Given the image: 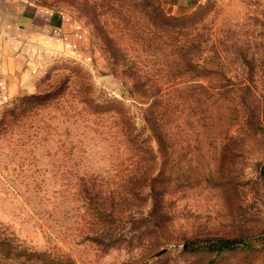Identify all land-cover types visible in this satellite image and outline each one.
<instances>
[{
	"label": "rangeland",
	"instance_id": "obj_1",
	"mask_svg": "<svg viewBox=\"0 0 264 264\" xmlns=\"http://www.w3.org/2000/svg\"><path fill=\"white\" fill-rule=\"evenodd\" d=\"M184 15L217 76L222 131L215 138L174 103L163 156L144 101L76 7L0 0V120L22 97L66 89L0 134V264H264V0H201ZM87 100L123 108L152 154ZM161 169L169 221L154 228L139 180ZM217 239L242 244L215 254Z\"/></svg>",
	"mask_w": 264,
	"mask_h": 264
},
{
	"label": "trees",
	"instance_id": "obj_2",
	"mask_svg": "<svg viewBox=\"0 0 264 264\" xmlns=\"http://www.w3.org/2000/svg\"><path fill=\"white\" fill-rule=\"evenodd\" d=\"M37 1L45 6L67 4L76 7L92 23L112 69L120 68L119 73L130 81L129 94L144 101L140 102L144 106L142 118L161 155H168V129L176 107L174 103H178L185 117L202 130L207 129L215 138L221 135L223 116L217 76L206 67L202 58L203 36L190 15H167L158 0ZM109 18L115 31L107 28ZM122 37L129 43L126 49L119 44ZM131 48L138 52L132 57L134 60L126 53ZM206 79H209V84L205 83ZM65 90L58 86L43 94L20 98V107L8 110L1 118L0 134H5L14 121H19L25 110L63 99ZM80 101L83 102L81 98ZM86 103L96 113L112 112L114 122L119 125L123 136L130 139L133 148L152 154L136 136H132L133 125L123 108L113 104H95L91 100ZM256 111L258 117V108ZM139 182L148 189L152 202L148 212L151 221L148 223L154 228H163L169 216L164 207L167 181L162 177V169L156 175L143 176ZM239 244L242 241L217 239L211 244V251L219 254Z\"/></svg>",
	"mask_w": 264,
	"mask_h": 264
},
{
	"label": "crops",
	"instance_id": "obj_3",
	"mask_svg": "<svg viewBox=\"0 0 264 264\" xmlns=\"http://www.w3.org/2000/svg\"><path fill=\"white\" fill-rule=\"evenodd\" d=\"M167 15L181 16L195 10L201 0H158Z\"/></svg>",
	"mask_w": 264,
	"mask_h": 264
}]
</instances>
